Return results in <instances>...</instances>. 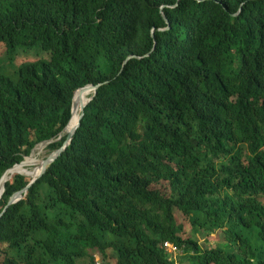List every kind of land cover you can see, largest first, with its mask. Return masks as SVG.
Returning <instances> with one entry per match:
<instances>
[{
  "label": "trees",
  "instance_id": "trees-1",
  "mask_svg": "<svg viewBox=\"0 0 264 264\" xmlns=\"http://www.w3.org/2000/svg\"><path fill=\"white\" fill-rule=\"evenodd\" d=\"M88 84L5 184L0 264H264V0H0V179Z\"/></svg>",
  "mask_w": 264,
  "mask_h": 264
},
{
  "label": "water",
  "instance_id": "water-1",
  "mask_svg": "<svg viewBox=\"0 0 264 264\" xmlns=\"http://www.w3.org/2000/svg\"><path fill=\"white\" fill-rule=\"evenodd\" d=\"M180 1H181V0H179V2H180ZM198 1L201 2V0H198ZM165 18H166L168 24L170 25L169 19H168L167 17H165ZM165 30H166V31L170 30V27H169L168 29L166 28ZM134 58H142V57H138V56H136V55H132V56H130V57L126 60L125 65L128 64V62H129L130 60L134 59ZM123 68H124V65H123ZM122 70H123V69H122ZM101 85H102V84H97V85L88 84V85H86V86H84V87H81V88L77 89V90L74 92V96H73V100H72V112H71L72 116H71V119H70L68 125H67V126L64 128V130L60 133V137L58 138V140H60L64 135H67L66 140L64 141V143H63V145H62V147H61L60 149H58V150H56L55 152H53V153L49 156V158H47V159L44 161V166H45L44 170H43L38 176L34 177V178L32 179V181H35L36 179L42 177V176L44 175V173L46 172L47 168H48L53 162H55V160L58 159V158L62 155V153L66 150V148L71 144V142H72V140H73V138H74V135L76 134L78 128H79L80 125H81V120H82V118H83V116H84V110H85V107H86V106H87V105L93 100V98L96 96V94H97V90H98V88H99ZM91 91H92V94H91L90 98L88 99V102H87L86 104H82V105H81V114H80L79 122H78L74 127H72L71 129H69V126H70V124H71V121H72V118H73L74 112H75L76 109H77L76 95H79V97H83L85 94H87L88 92H91ZM51 143H52V141H47V142H43V143H41V144H43V145H47V144H48V145H49V144H51ZM35 148H36V147H35ZM35 148L33 149V151L35 150ZM33 151H32V153H33ZM32 153H31V154H32ZM17 165H18V164H16L15 166H17ZM15 166H14V167H15ZM14 167H12L11 169H13ZM11 169L7 170V171L3 174V176L1 177V179H0V188H1V184H2V182H3V180H4V177L6 176V174H7ZM5 184H6V183H5ZM4 192H5V186H4V188H3V194H4ZM20 196H21V193H19V194H18L17 196H15V197H13V198L10 200L8 206H10L11 204L17 202V201L20 199ZM1 198H2V197H1ZM8 206H7V207H8ZM3 213H4V212H3ZM3 213H0V218L2 217Z\"/></svg>",
  "mask_w": 264,
  "mask_h": 264
},
{
  "label": "bare ground",
  "instance_id": "bare-ground-1",
  "mask_svg": "<svg viewBox=\"0 0 264 264\" xmlns=\"http://www.w3.org/2000/svg\"><path fill=\"white\" fill-rule=\"evenodd\" d=\"M91 94H92V91L88 92L83 97H79V95H76L77 109L74 112V115H73L71 124L69 126V129L74 127L79 122V118H80V114H81V105L86 104L88 102V99L90 98ZM43 147L44 146L37 147V148H40V150L38 149L37 152L34 153V151L37 149L36 148L33 151L34 154L32 153L29 157H26L23 162H21L20 164L15 166L13 169H11L6 174V176L4 177V180L1 184V188H0V200H1V197L3 195V188L5 186V183L10 181L14 175L18 174V175H23L26 178H34V177L38 176L44 170V168H45L44 164L41 165V164L35 163L38 160L40 153L43 150Z\"/></svg>",
  "mask_w": 264,
  "mask_h": 264
},
{
  "label": "rangeland",
  "instance_id": "rangeland-1",
  "mask_svg": "<svg viewBox=\"0 0 264 264\" xmlns=\"http://www.w3.org/2000/svg\"><path fill=\"white\" fill-rule=\"evenodd\" d=\"M13 71V70H12ZM39 146H44L43 147V150L42 152L40 153V156L38 158V160L35 162L36 164H41L43 165L44 164V161L49 158V156L52 154L51 153V150L49 149L48 147V144L47 145H43V144H40L38 145L37 147ZM36 147V148H37ZM35 148V149H36ZM29 167V166H28ZM23 176V175H22ZM183 223H185V221H183ZM186 231H189V228L186 226ZM200 243L202 244L203 247H205L203 244L204 243H207L206 247H214L215 249L218 248L219 246H224L223 245V239L219 238L217 235L211 237L210 239H207V240H201ZM174 261L177 263V264H180V260H181V256L178 254V256H175L174 257ZM96 261L97 262H100V258L97 256L96 257ZM90 260L88 257L86 258H83L82 260H79L77 262V264H90ZM104 264H114L112 261H105Z\"/></svg>",
  "mask_w": 264,
  "mask_h": 264
},
{
  "label": "built area",
  "instance_id": "built-area-1",
  "mask_svg": "<svg viewBox=\"0 0 264 264\" xmlns=\"http://www.w3.org/2000/svg\"><path fill=\"white\" fill-rule=\"evenodd\" d=\"M164 246L168 251H173V252L175 251V248L168 243H165ZM97 264H100V262H97Z\"/></svg>",
  "mask_w": 264,
  "mask_h": 264
}]
</instances>
